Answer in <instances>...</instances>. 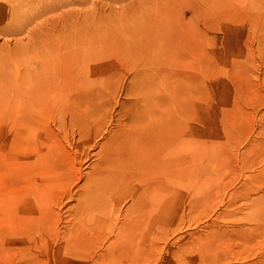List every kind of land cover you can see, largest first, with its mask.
Here are the masks:
<instances>
[{
  "label": "rangeland",
  "instance_id": "obj_1",
  "mask_svg": "<svg viewBox=\"0 0 264 264\" xmlns=\"http://www.w3.org/2000/svg\"><path fill=\"white\" fill-rule=\"evenodd\" d=\"M14 1L0 0V264H199V256L225 264L259 262L264 256V221L250 218L264 212V201L250 202L264 196V171L259 172L264 167V0H20L22 3L10 12L9 3ZM118 24L127 25L126 39L120 47L84 42L91 30L98 39L105 28L120 32ZM77 30L84 33V40L74 38ZM65 71L70 72V79L64 86ZM186 75L188 80L184 79ZM136 81L139 85H160L161 95L168 101L179 96L178 104L174 100L172 107L182 125L175 141V205L171 210L164 209L158 239L145 238L142 243L133 231L127 237L118 235L117 229L133 225L142 214L130 198L131 188L139 189L132 177L127 178L130 184L121 181L115 192L102 191L100 195L103 199L110 195L111 199L119 195L125 198L116 207L123 213L119 216L116 209L113 214L120 219L116 228L110 224L112 228L104 226L97 231L91 222L85 228L87 219L75 213L80 208L79 198H86L83 177L98 162L96 152L106 140H98L97 146L88 147V151L80 135L81 126L85 122L90 129L102 126L100 131L108 127L109 135H114L122 124H130L129 106L120 109V105L130 97L126 88ZM43 90L50 95L45 96ZM32 96L33 101L38 100L33 102ZM49 96L52 98L47 99ZM75 97L79 105L70 106L72 110L75 107L74 121L63 112V129L67 127L64 135L57 129V109L50 101L57 98L65 102ZM185 98L190 101L183 116L180 109ZM43 113L50 115L48 124L41 122ZM17 115L29 120L25 157L13 144ZM77 115L81 119L77 120ZM72 122L77 125L68 128ZM41 142H45V148ZM84 148L89 155L79 160L76 153ZM22 162L29 168L24 176L19 174ZM249 173L254 180H248L245 187L243 179ZM49 175H57L50 194L47 192L52 198L44 204L45 212L54 210L50 211L53 223L32 239L18 230H25L33 221L27 225L18 217L13 218L15 222L11 216L18 212L10 211L17 209V195L30 199ZM152 177L161 179L153 173L148 176L150 181ZM35 197L33 203L40 196ZM23 206L21 203L22 213L27 210ZM125 212L129 215L124 219ZM20 219L26 223L20 224ZM224 230L231 234L229 238L217 233ZM195 231L202 235L199 242H193ZM153 233L149 238L155 237Z\"/></svg>",
  "mask_w": 264,
  "mask_h": 264
},
{
  "label": "bare ground",
  "instance_id": "obj_2",
  "mask_svg": "<svg viewBox=\"0 0 264 264\" xmlns=\"http://www.w3.org/2000/svg\"><path fill=\"white\" fill-rule=\"evenodd\" d=\"M25 2V1H23ZM22 1L20 0H16L14 2H11L9 4L10 8L7 9L10 12L14 11L16 9V7L21 4ZM211 4V3H210ZM8 8V7H7ZM209 8V7H208ZM262 8V7H261ZM264 9V8H262ZM214 10V9H213ZM123 18V17H122ZM121 18V19H122ZM219 18V17H218ZM251 20V19H249ZM121 21H125V19H122ZM215 22V21H214ZM108 23V22H106ZM120 23V22H119ZM126 24V23H125ZM207 24V23H206ZM211 24V23H210ZM110 25V24H108ZM119 25V24H118ZM120 25H124V24H120ZM119 25V26H120ZM107 26V25H106ZM115 26V25H114ZM210 26V25H209ZM208 26V27H209ZM105 27V26H104ZM111 28H113L112 26H110ZM207 27V28H208ZM211 27V26H210ZM126 28L127 25L125 26H120V32L118 30L112 29L115 32H108L106 31V28L104 30H102L103 35L102 37H99V39L97 38V36H95L94 34V30H91L89 33L87 32L88 35L87 39L84 42H88V44H98L100 46L103 47H120V45L122 43L125 42L126 39ZM217 27H215L214 30ZM225 28V27H224ZM223 28V29H224ZM238 27L236 26L235 29H237ZM220 29V28H219ZM222 29V27H221ZM226 29V28H225ZM207 29H205V32ZM211 30V28H210ZM213 30V29H212ZM229 30V29H228ZM233 30V29H232ZM116 31L117 32V36L116 35ZM226 31V30H225ZM200 32V31H199ZM259 32V31H258ZM74 33V32H73ZM72 33V34H73ZM79 33V34H78ZM77 34V35H76ZM74 34L78 39L84 40L82 37V35L84 33H81L77 30V33ZM204 34V33H203ZM203 34H201L203 36ZM225 35V34H224ZM69 36V35H68ZM72 36V35H71ZM201 37V36H200ZM77 39V40H78ZM81 40H78L80 43ZM76 42V40H75ZM83 42V41H82ZM70 44V42H67ZM185 43V42H184ZM57 44V43H55ZM77 44V43H76ZM82 44V43H81ZM259 44V43H258ZM71 45V44H70ZM73 45V44H72ZM75 45V44H74ZM61 46V45H60ZM76 46V45H75ZM178 46V45H177ZM62 47V46H61ZM187 48V47H186ZM76 50V49H75ZM179 51V50H178ZM72 52V51H70ZM65 54V53H64ZM62 55V54H61ZM63 56V55H62ZM65 58L67 59V56H65ZM64 60V59H63ZM69 60V59H68ZM67 62V61H65ZM63 64V63H62ZM70 65V64H69ZM63 66V65H62ZM68 66V64L66 65ZM71 66V65H70ZM65 67V66H64ZM181 67V66H180ZM69 68V67H68ZM182 68V67H181ZM66 70V68H65ZM180 71V70H179ZM66 72V71H65ZM64 73V72H63ZM67 75L64 74V86L65 84L68 83V80L70 79V72H66ZM58 74V71H57ZM69 75V76H68ZM43 76V75H42ZM67 76V77H66ZM72 76V75H71ZM50 77V76H49ZM47 77V78H49ZM38 78V77H37ZM44 78V77H43ZM51 78V77H50ZM175 78V77H174ZM179 78V77H178ZM181 78V77H180ZM186 78V80H188V76H184V79ZM190 79V78H189ZM175 80V79H174ZM43 82V81H42ZM45 82V81H44ZM49 82V80H48ZM55 82V81H54ZM63 82V80H62ZM135 82V81H134ZM176 82V81H175ZM183 82V81H182ZM180 82V84L182 83ZM185 82V81H184ZM138 83L140 84V82L138 81ZM136 81V83H133L130 85V87L126 88L127 92L126 94H130V97L126 99L125 102H122L120 105V109H123V107L125 105L129 106V115H130V124H122L120 128H118L117 132L114 135L111 134L109 135L110 131L104 127L103 131L97 129V127H93L90 129L89 124H87L86 122L83 123V128L80 129V132L82 135V141L85 143L86 142V149L88 150V147H96L98 144V140L101 139H106L104 143L100 144L99 146V150L96 152V157L98 160V162L96 163V165H92L93 168L92 170L86 175L85 177H83L84 184L82 186L83 188V192L86 195V198H79V200L81 201V203L79 204V201L77 203V205L79 204L80 208H76L75 213L77 214H82L84 216V218L87 219V223L91 222L94 225V229L95 230L97 228V231H100L104 226H107L108 228H110V224L113 225V227L115 226V228L118 226V222L120 221L119 216L121 215L122 210L119 209V207L122 205H120L119 203L121 201H123L125 198L122 199V195H119L118 197H115L113 199L112 195L109 196V198H105L103 199L102 196H100L101 194H104L108 191H112L115 192L117 189L116 187L118 186V184L121 181L131 179L134 182H138L136 185H138L139 189L137 188H131V196L132 197V203H133V207H136L140 213H142L141 215H138V217H136V219L134 220V224L131 226H123L120 225V227H118V235H127L130 233L129 231H133L132 234L136 235V237L138 239V242L142 243L141 241L144 240L145 238L148 239H158L157 237H159V231L157 232V230L160 228V223L162 221V213L164 211V209H168L171 210L173 208V206L175 205V197L173 194V188H172V181L174 180L175 176H177V171H176V162L174 159V156L176 154V148H175V141L178 139V132L179 130H181L182 125H180V123L178 122V119H176V115H174L173 112V107L172 104L175 102L177 103L176 98L179 96H174L175 98H173L174 100H172L171 98H169V101L166 97H163L162 94V90L160 91V85H158L157 87H153V82L152 84H146V83H142L141 85H139ZM150 83V82H149ZM188 83H190L188 81ZM37 84V83H36ZM35 84V85H36ZM60 84V83H59ZM155 84V83H154ZM179 84V83H178ZM187 84V82H186ZM39 85V84H38ZM41 85V82H40ZM52 85V84H51ZM139 85V86H138ZM164 85V84H163ZM174 85V84H173ZM176 85V84H175ZM174 85V88H175ZM183 85V84H182ZM48 86V85H47ZM46 86V90L47 87ZM54 86V85H53ZM166 86V85H165ZM171 85H169L170 87ZM37 87V86H36ZM52 87V86H51ZM55 87V86H54ZM53 87V89H54ZM163 87V86H162ZM177 87V86H176ZM182 87V86H181ZM188 88V87H187ZM191 88V87H190ZM35 89V88H34ZM52 89V88H51ZM52 89V90H53ZM171 89V87L169 88ZM179 89V87L177 88ZM181 89V88H180ZM193 89V88H192ZM41 90V89H40ZM46 90H43L47 95L48 92H46ZM163 90L166 91L163 87ZM176 90V88H175ZM186 90V89H184ZM188 90V89H187ZM33 91H36L33 90ZM42 91V92H43ZM48 91V90H47ZM132 91V92H131ZM173 91V90H171ZM192 91V90H190ZM131 92V93H130ZM169 92V91H168ZM167 92V93H168ZM37 93V92H35ZM40 93V92H39ZM51 93V92H49ZM48 93V94H49ZM172 92H170L171 95ZM188 93V91H187ZM54 94V92L52 93ZM77 94V93H76ZM164 94V93H163ZM179 94V93H177ZM192 93H189V96L191 98ZM33 95V94H32ZM36 95V94H35ZM34 95V96H35ZM50 95V94H49ZM133 95H135V97H133ZM165 95V94H164ZM77 96H80L79 94H77ZM108 96V95H107ZM172 96V95H171ZM183 96V95H182ZM188 96V94L186 95ZM37 97V96H36ZM51 96L47 97L50 98ZM54 97V96H53ZM105 97V96H104ZM170 97V96H169ZM185 97V96H183ZM29 98V97H28ZM39 98V97H38ZM42 98H44L42 96ZM52 98V97H51ZM80 98V97H79ZM106 98V97H105ZM134 98V99H133ZM27 99V98H26ZM32 101H33V96H32ZM35 100H38L36 98H34ZM192 99V98H191ZM28 100V99H27ZM34 100V101H35ZM41 99L39 98V101ZM78 100V98L75 97V100L73 99H68L65 102L60 101V99L55 98L54 101H52L51 99V103L52 105L55 106L56 110V114H55V118L54 121L57 122L58 130H63V133L67 131V127L64 128L65 123H66V118L63 114V112H68V115L70 116V120H72V118L75 116V107L71 106L74 104L75 106H78L79 104H75L76 101ZM89 100V99H88ZM33 101V102H34ZM83 101V100H82ZM180 100H178L179 102ZM189 98H185V100L183 101L182 105H181V109L177 106H175V108L177 107V109L179 108L182 112H183V116H186V110L188 109V103H189ZM81 102V101H80ZM88 102V101H87ZM86 102L85 105H88ZM90 102V100H89ZM96 102V101H95ZM18 103V102H17ZM20 103V102H19ZM36 103V102H35ZM44 103V102H43ZM84 104V103H82ZM92 104V102H91ZM90 104V105H91ZM109 106V103H107ZM105 103V105H107ZM178 104V103H177ZM176 104V105H177ZM181 104V103H180ZM36 105V104H35ZM97 105V104H96ZM191 105V104H190ZM63 106V110L61 109V107ZM82 106V105H80ZM94 106V105H92ZM103 106V105H102ZM174 106V105H173ZM95 107V106H94ZM93 107V109H94ZM99 107V106H98ZM104 107V106H103ZM106 107V106H105ZM17 108V107H16ZM36 108V107H35ZM50 108V107H49ZM84 108V106H83ZM96 108V107H95ZM100 108V107H99ZM98 108V109H99ZM61 109V110H60ZM87 109V108H86ZM91 109V108H90ZM102 109V108H101ZM33 110V109H32ZM70 110L72 113H70ZM79 110V107H78ZM97 110V108H96ZM106 110V109H105ZM191 110V109H190ZM35 111V110H34ZM82 111V110H81ZM93 111V110H92ZM100 111V110H98ZM121 111V110H120ZM177 111V110H176ZM181 111H179L181 113ZM28 112V111H27ZM45 112V111H44ZM97 112V111H95ZM104 112V111H103ZM102 112V113H103ZM178 112V111H177ZM39 113V112H38ZM48 113V112H45ZM43 113V118L44 121L41 119V122L43 123H47L46 120L49 121L50 119V115ZM84 113V111H83ZM81 112V114H83ZM29 114V113H28ZM53 114V113H52ZM101 114V113H100ZM107 114V113H106ZM102 115V114H101ZM123 115V114H122ZM182 115V114H180ZM18 116V115H17ZM16 116V117H17ZM20 116V115H19ZM18 116V119L16 121V130L14 132V137H13V144L15 145V147L18 149V152H20V154H23L25 157V151L27 148L26 142H27V138H28V131L25 129V127L28 128V124H26L27 122H29L28 119L23 118L21 115L20 118ZM26 116V115H25ZM84 116V115H83ZM88 116V115H87ZM86 116V117H87ZM91 115H89L90 117ZM29 117V115H28ZM81 117V116H80ZM86 117L84 119H86ZM99 117V116H97ZM106 116H103V118ZM88 118V117H87ZM102 118V119H103ZM81 119V118H79ZM78 119V115H77V120ZM28 120V121H27ZM31 120V118H30ZM89 120V119H88ZM106 122V118L103 119ZM74 121V120H72ZM82 121V120H81ZM87 121V120H86ZM122 121V120H121ZM13 122V121H12ZM36 122V121H35ZM40 122V121H39ZM54 122V123H55ZM84 122V121H83ZM88 122V121H87ZM31 123H33V121H31ZM43 123V124H44ZM12 124V123H11ZM37 124V123H36ZM39 124V123H38ZM42 124V125H43ZM48 124V123H47ZM105 124V123H104ZM111 124V123H110ZM14 125V122H13ZM30 125V124H29ZM41 125V124H40ZM77 125V122H72L71 124L67 125L68 128L70 127H74ZM88 125V128L87 126ZM187 125V124H186ZM33 126V125H32ZM31 126V127H32ZM47 126V125H45ZM12 127V126H9ZM181 127V128H180ZM94 128V131H93ZM111 128V127H110ZM187 126L186 129L187 130ZM7 129V128H6ZM5 129V130H6ZM30 129V128H29ZM32 129V128H31ZM84 129V130H83ZM90 131H89V130ZM79 130V129H78ZM189 130V129H188ZM84 133H83V132ZM88 131V133H87ZM93 131V132H92ZM5 132V131H4ZM62 132V131H61ZM73 132V130L71 131ZM91 132V133H90ZM9 133V132H8ZM4 134V133H3ZM11 135V134H10ZM65 135V133H64ZM86 135H90L89 137ZM5 136V135H4ZM48 137L50 135H47ZM9 137V136H8ZM73 138V137H72ZM34 141V140H33ZM42 141H46V140H42ZM81 141L80 137L79 140ZM4 142V141H3ZM29 142V141H28ZM34 143V142H33ZM42 143V142H41ZM29 144V143H27ZM43 147L45 148V142L42 143ZM50 144V143H48ZM47 145V143H46ZM32 146V145H30ZM49 146V145H48ZM54 146V145H53ZM50 147V146H49ZM48 147L47 150H50V148ZM86 149L84 148L81 152H77L75 156L76 158H78L79 160H81V158L83 155L87 156L89 155L88 152H85ZM29 150V148H28ZM31 151V150H30ZM38 151V150H37ZM52 151V150H50ZM90 151V150H88ZM32 152V151H31ZM49 152V151H48ZM53 152V151H52ZM52 152H49L52 153ZM36 153V151H35ZM47 154V151L45 152ZM56 153V152H55ZM42 154L45 156L46 154H44L42 152ZM95 154V153H94ZM42 155V156H43ZM48 155V154H47ZM55 154H53V157ZM67 155V154H66ZM91 155V154H90ZM49 156V155H48ZM47 156V157H48ZM59 156V155H58ZM46 157V158H47ZM51 157V156H50ZM60 157V156H59ZM58 157V161L59 158ZM86 157V156H85ZM90 157V156H89ZM43 158V157H42ZM70 157H66L67 161L70 160ZM88 158V157H87ZM56 159V158H53ZM43 160V159H42ZM49 160V159H48ZM61 160V159H60ZM74 160V159H73ZM44 161V160H43ZM41 162V161H40ZM50 162V161H49ZM21 163V162H20ZM23 163V162H22ZM43 163V162H42ZM53 163V162H51ZM60 163V161H59ZM73 163V162H72ZM75 163V162H74ZM40 164V163H39ZM41 165V164H40ZM43 166V165H42ZM57 166V165H55ZM40 167V166H39ZM58 167V166H57ZM253 168V167H251ZM262 169L259 171L261 173V171H264V167H261ZM19 169V168H18ZM57 169V168H55ZM29 168H27V163L24 162L23 163V169L19 172V174H22V176H24V174L27 172L28 174ZM56 171V170H54ZM257 171V170H256ZM47 172V171H46ZM57 173V172H56ZM156 177H159L161 179L155 180H149L148 176L151 177V175ZM50 174V173H49ZM60 174V173H58ZM156 174V175H155ZM158 174V176H157ZM51 175V174H50ZM49 175V176H50ZM252 174L249 173L247 176L244 177V182H245V187L248 184V180L253 179L254 176H251ZM46 177L43 181L42 184L43 186L41 188L38 189H34L35 192H37V197L38 199L37 202H32L34 200V198H36V194L32 195L33 197H31L30 199H26V198H22L21 196H16L17 199H15L14 201V206L16 205L17 209L14 208L15 210H12L10 212L12 213H17L16 214H12L11 219L14 220L16 222V220H18L17 218H23V220H25L26 222H24L23 220H21V222H19L20 224H22V222L26 223L27 225H29L31 223V221H33V223L30 224V226H26L25 230H23L21 228V226L24 225H20L18 224V226L21 228L19 229L18 227V232L19 233H24L25 235H28L29 237H34L32 239H36L38 237V234L40 232H42V229L44 228V226H48L51 225V223H53V214L50 213V211L54 212V210H47L45 212L44 208L45 205V201H49L51 200L52 197H49V195H47L49 192L48 190L50 189L51 184L53 185V183L56 180V176L57 175H52L50 177ZM61 176H58L57 178H59ZM81 177V176H80ZM163 178H166V182H163ZM38 179V178H37ZM130 179V180H131ZM81 180V179H80ZM254 180V179H253ZM15 181V180H14ZM129 183V180H127ZM37 182V181H36ZM132 182V183H134ZM122 183V182H121ZM120 183V184H121ZM125 184V183H124ZM123 184V185H124ZM130 184V183H129ZM163 184V185H161ZM37 185V184H36ZM122 185V186H123ZM30 186V185H29ZM53 187V186H52ZM64 187V186H63ZM128 187V186H127ZM137 187V186H136ZM244 187V188H245ZM76 188V187H75ZM119 189V186L117 187ZM125 188H122V191ZM167 189V190H165ZM63 190V189H62ZM115 190V191H114ZM241 190V189H240ZM33 191V190H32ZM31 191V192H32ZM96 191H100L99 194H96ZM104 193H103V192ZM128 191V190H127ZM165 191H167V198H166V193ZM48 192V193H47ZM102 192V193H101ZM250 192V191H249ZM45 194V197H43V195ZM57 193V192H56ZM111 193V194H112ZM50 194V193H49ZM55 194V193H54ZM77 194V193H76ZM118 193H115V195H117ZM124 194V193H123ZM22 195V194H20ZM26 196V194H24ZM57 195V194H56ZM75 195V194H73ZM126 195V193L124 194ZM262 195V194H261ZM56 200L57 196H54ZM124 197V196H123ZM127 197H129V195H127ZM29 198V197H28ZM72 198V196H71ZM52 199V200H53ZM111 199V200H107ZM122 199V200H121ZM54 200V201H55ZM35 201V200H34ZM258 201H264V196H260V197H256L255 199H252L250 203H252L253 205L255 203H257ZM52 202V201H51ZM21 203H23V207H25L24 210L27 213H22L23 210H20V206ZM45 204V205H44ZM58 204V203H57ZM27 205V207H26ZM76 205V206H77ZM119 205L118 209L116 208ZM13 206V207H14ZM112 206L114 209H109V207ZM78 207V206H77ZM131 208V207H130ZM22 209V208H21ZM68 209V208H67ZM74 209V207H73ZM118 210V214L119 216L116 218H113V214L114 212ZM136 209V211H137ZM110 210V211H107ZM130 210H133V208H131ZM22 211V212H21ZM70 211V210H69ZM142 211V212H141ZM50 216H49V214ZM72 212V211H71ZM48 215H47V214ZM123 213V212H122ZM129 213V212H127ZM8 214V213H7ZM116 214V213H115ZM144 214V215H143ZM21 215V216H20ZM129 215V214H128ZM126 212L124 214H122L123 218L125 219L126 216ZM150 215V216H149ZM146 216H148L146 218ZM254 216H256V218H254ZM253 217L250 218L251 221H264V212L260 213L258 216L256 214H254ZM55 217V214H54ZM9 218V214L7 216V219ZM15 218V219H13ZM31 218H34L31 220ZM56 218V217H55ZM8 221V220H7ZM14 222V223H15ZM18 222V221H17ZM91 223L86 224L85 228L90 226ZM17 225V223H15ZM15 225V226H16ZM53 225V224H52ZM14 226V227H15ZM13 227V226H12ZM28 227V228H27ZM50 227V226H49ZM84 227V225H83ZM16 228V227H15ZM27 228V229H26ZM47 228V227H46ZM52 228V227H51ZM112 228V227H111ZM14 229V228H12ZM11 229V231H12ZM17 229V228H16ZM56 229V228H55ZM46 230V229H45ZM43 230V231H45ZM48 230V229H47ZM149 230V231H148ZM202 230L204 231V229L202 228ZM17 231V230H16ZM21 231V232H20ZM56 231V230H55ZM147 231L149 233H147ZM15 232V230H14ZM47 232V231H46ZM51 232V231H50ZM87 232V231H86ZM151 232L155 233V237H150L151 236ZM196 232V231H195ZM193 232L192 234L194 236L197 235V233L199 234V232ZM202 232V231H201ZM43 233V232H42ZM91 233V232H89ZM153 233V234H154ZM158 233V236H157ZM219 234L220 237H225L229 238L228 235H231L229 233H227L225 230L221 231V232H217ZM150 234V235H149ZM202 234V233H201ZM125 235V236H126ZM191 235V234H190ZM27 236V238H28ZM88 236V235H87ZM41 237V236H40ZM117 237V236H116ZM42 238V237H41ZM87 238V237H86ZM30 239V238H29ZM191 239V238H190ZM202 239V235H197V237L193 238V242H199ZM191 241V240H190ZM153 242V241H151ZM157 242V241H156ZM139 243V244H140ZM154 243V242H153ZM33 244V243H32ZM201 244V243H200ZM2 245V244H1ZM202 245V244H201ZM35 248V247H33ZM202 248V247H201ZM24 250V249H23ZM29 251V250H28ZM26 254V253H25ZM35 255V254H34ZM37 255V254H36ZM57 255V254H56ZM27 259V258H26ZM28 260V259H27ZM199 264H225L223 260H218L216 258L214 259H208L204 256H199ZM40 261V260H39ZM189 261V259L187 260ZM18 262V261H17ZM21 263V262H20ZM34 263V262H32ZM189 263V262H188ZM231 264V263H230ZM233 264V263H232ZM256 264H264V256H262V258L260 259L259 262H256Z\"/></svg>",
  "mask_w": 264,
  "mask_h": 264
}]
</instances>
